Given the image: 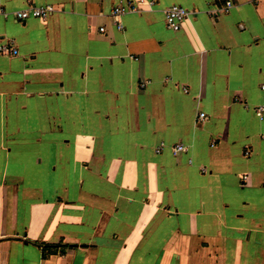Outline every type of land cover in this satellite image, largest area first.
<instances>
[{"label": "crops", "instance_id": "0c3cea01", "mask_svg": "<svg viewBox=\"0 0 264 264\" xmlns=\"http://www.w3.org/2000/svg\"><path fill=\"white\" fill-rule=\"evenodd\" d=\"M127 1L0 0V264H264V0Z\"/></svg>", "mask_w": 264, "mask_h": 264}, {"label": "built area", "instance_id": "2783aa9c", "mask_svg": "<svg viewBox=\"0 0 264 264\" xmlns=\"http://www.w3.org/2000/svg\"><path fill=\"white\" fill-rule=\"evenodd\" d=\"M155 5L154 0H130L126 4H118L114 9V16L116 23L119 28H122L120 17L129 12H142L146 8H153ZM234 6L232 1L227 2V7L224 9L225 12H229L230 9ZM54 7L52 5L47 6H37L35 4H30L28 7L9 13L4 8L0 7V16L7 17L9 14L14 16L18 21H25L30 17L47 19L53 12ZM190 10L179 5L173 4L166 10V22L170 29L173 31H178L182 27V23L189 17ZM102 31H105V28H101ZM1 51L10 52L13 55H16L18 51L16 49H7L6 47H1ZM264 88V86H263ZM257 115L263 119L264 117V104L256 107ZM200 117L204 119L206 117L205 113H201ZM186 147L183 144H177L174 148V154L178 155L181 152L185 151Z\"/></svg>", "mask_w": 264, "mask_h": 264}]
</instances>
